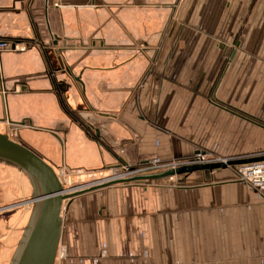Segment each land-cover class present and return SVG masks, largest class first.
<instances>
[{
	"label": "crops",
	"instance_id": "1",
	"mask_svg": "<svg viewBox=\"0 0 264 264\" xmlns=\"http://www.w3.org/2000/svg\"><path fill=\"white\" fill-rule=\"evenodd\" d=\"M0 38L28 46L0 54V131L71 190L122 163L264 153V0H0ZM32 184L0 164L5 261ZM62 216L55 264H264V197L233 167L89 191Z\"/></svg>",
	"mask_w": 264,
	"mask_h": 264
},
{
	"label": "water",
	"instance_id": "2",
	"mask_svg": "<svg viewBox=\"0 0 264 264\" xmlns=\"http://www.w3.org/2000/svg\"><path fill=\"white\" fill-rule=\"evenodd\" d=\"M57 43L58 40L54 41V45ZM55 52L58 54L61 51ZM60 62L63 65L62 59ZM76 79L81 81L78 77ZM263 159L264 156H254L230 159L227 162L185 165L175 170L138 175L71 190L65 187L55 168L42 156L12 138L10 133L0 131V160L25 171L36 190L34 197L30 199L36 205L34 216L13 264H55L62 235L64 201L70 202L75 196L118 183L151 181L173 175H178V182L183 183L185 176L196 171H213Z\"/></svg>",
	"mask_w": 264,
	"mask_h": 264
},
{
	"label": "built area",
	"instance_id": "3",
	"mask_svg": "<svg viewBox=\"0 0 264 264\" xmlns=\"http://www.w3.org/2000/svg\"><path fill=\"white\" fill-rule=\"evenodd\" d=\"M28 48L27 45L22 44L17 41H12L8 39L0 38V54L6 50H17L24 51ZM13 137H18V132L13 131L10 133ZM255 156H264V153H260ZM254 157V156H253ZM238 157H222L215 155L207 151H199L195 156L189 160L176 161L175 163H164L161 159L156 158L148 163H143L140 166L129 165L127 163H122L118 167L109 168V173L97 181L96 184L106 183L110 181H116L120 179L130 178L138 175L151 174L162 172L170 169H177L178 167L192 164H205L212 162H227L230 159H236ZM237 172V181L250 185L252 188L256 189L264 197V159L258 161H252L242 164H237L233 166ZM91 175V174H90ZM177 175L170 176L169 178L173 181L176 180ZM165 179V178H163ZM151 181H138L143 183L155 182ZM95 184V183H94Z\"/></svg>",
	"mask_w": 264,
	"mask_h": 264
},
{
	"label": "rangeland",
	"instance_id": "4",
	"mask_svg": "<svg viewBox=\"0 0 264 264\" xmlns=\"http://www.w3.org/2000/svg\"><path fill=\"white\" fill-rule=\"evenodd\" d=\"M15 140H17V138L18 137H13ZM3 163H6V162H4V161H2V160H0V164H3ZM8 163V162H7ZM18 170L20 171V173H21V175H25L26 177H27V179L29 180V182L30 183H33L32 182V180L30 179V177L28 176V174L25 172V171H23L22 169H20L19 167H18ZM73 178V181L72 182H76V181H78V179L77 178H75V177H72ZM67 184V183H66ZM33 186H34V184H32ZM34 192L36 193V190H35V187H34ZM22 195H24V194H22ZM32 197H34V195L32 194L31 195V197H28V198H20V199H18V201H15V202H13V203H11L10 205H16V204H18V203H23L24 201H26V200H29V199H31ZM1 200H2V198H1V196H0V208L1 207H6V206H8L9 204H3V203H1ZM21 206H34L33 205V203L31 204V205H28V204H24V205H20V207ZM17 207H19V206H13V208H17ZM28 227H29V225H27V229H28ZM27 229H24V233H25V230H27ZM23 233V232H22ZM23 233V234H24ZM22 234V238H21V241H23V237H24V235ZM22 243V242H21ZM2 249V245H1V240H0V250ZM18 249V247L16 248V250ZM15 250V251H16ZM19 250V249H18ZM15 254H17V251H16V253ZM12 255V254H9V261H5L6 260V257H7V255L6 254H4V252L3 251H1V253H0V264H13L14 263V259H15V257H16V255Z\"/></svg>",
	"mask_w": 264,
	"mask_h": 264
},
{
	"label": "bare ground",
	"instance_id": "5",
	"mask_svg": "<svg viewBox=\"0 0 264 264\" xmlns=\"http://www.w3.org/2000/svg\"><path fill=\"white\" fill-rule=\"evenodd\" d=\"M27 202H29V203H30V202H31V200H29V201H27Z\"/></svg>",
	"mask_w": 264,
	"mask_h": 264
}]
</instances>
